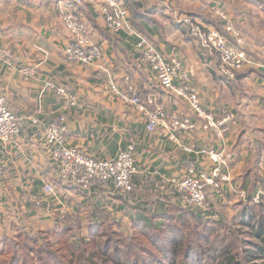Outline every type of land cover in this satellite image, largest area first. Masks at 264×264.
<instances>
[{
	"label": "crops",
	"instance_id": "obj_1",
	"mask_svg": "<svg viewBox=\"0 0 264 264\" xmlns=\"http://www.w3.org/2000/svg\"><path fill=\"white\" fill-rule=\"evenodd\" d=\"M118 1L128 10L132 8L125 0ZM236 1L142 0L134 14L129 10L131 31L114 34L106 29L96 6H78L76 0H0V50L11 49L17 63L1 67L0 95L21 125L18 137L0 145V242L21 232L30 237L50 232V214L36 210L30 202L42 196L47 183L54 184L60 193L57 199L66 211L65 220L76 219L87 227L106 218L115 229L129 233L142 217L158 223L168 210H183L170 181L193 167L212 171L211 151L228 155L234 183L225 187L222 195L211 192L216 208L213 214L220 211L236 216L242 202L252 201L264 190V50L259 51L262 61L250 58L249 68L227 80L220 73L219 57L205 55L178 23L180 17L177 19L189 16L236 42L225 32L220 15L233 21L237 16L233 9L242 14L251 9L264 19L262 0ZM69 8L83 17L92 43L102 51V59L94 65L81 66L66 59L70 37L63 15ZM217 19L221 30L212 22ZM239 37L246 50L249 45L242 35ZM256 38L264 49V31ZM141 40L168 60L181 59L204 110L218 120L233 115L234 124L223 141L213 130L201 129V121L184 100L159 86L151 67L142 61L138 49ZM25 69H34L35 77L24 78ZM111 83L128 96H155L164 104L167 117L155 133L147 131L145 120L133 106L112 92ZM51 87L68 88L76 105L69 106ZM61 116L68 127L67 145L92 157L112 159L134 147L138 172L130 195L118 196L111 184L94 185L83 192L62 183L44 140L45 124ZM174 116L191 118L197 129H173ZM58 202L52 201L53 207ZM62 206L54 210L57 215L52 216V227L61 218Z\"/></svg>",
	"mask_w": 264,
	"mask_h": 264
},
{
	"label": "built area",
	"instance_id": "obj_2",
	"mask_svg": "<svg viewBox=\"0 0 264 264\" xmlns=\"http://www.w3.org/2000/svg\"><path fill=\"white\" fill-rule=\"evenodd\" d=\"M141 2L142 0H136ZM89 3L101 8L99 12L105 27L114 34L129 33L131 31L129 10L118 0H76L78 6ZM186 16L178 19V23L185 27L190 37L198 44L201 51L209 56H218L220 60V73L227 80L235 79L236 75L252 64L245 52L244 42L239 37L231 18L221 15L225 32L236 40L230 41L221 32L205 27L203 24ZM65 28L70 36V43L66 48L67 58L79 65L91 66L102 58L99 46L93 45L92 33L83 17L76 9H67L63 15ZM142 61L148 64L156 74L159 86L184 100L191 112L201 121V129L213 130L218 139L223 141L226 134L234 124L233 115H228L222 120L215 118L213 113L207 112L202 107L200 98L191 87L190 75L184 70L179 58L166 59L159 51L145 40L138 44ZM0 59V67L10 64ZM32 75L29 71L27 75ZM178 84V85H177ZM111 88L117 97L124 103L134 107L146 121L149 133H155L166 120L167 114L164 104L158 103L155 96L145 100L139 96H128L120 92L111 83ZM65 97L67 103H74L73 94L66 88L58 90ZM172 127L177 131L195 130L196 123L191 118H172ZM21 128L16 116L10 110L5 97L0 96V145L10 143L18 137ZM68 127L66 118L59 117L51 123L45 124L44 140L48 147L49 156L57 166L59 179L68 185L76 186L82 190H89L94 184H111L116 194L127 197L133 190V177L138 172L135 153L126 151L115 159H100L81 152L75 147L67 145ZM134 151V150H133ZM205 153V151H204ZM214 165L212 171L191 168L185 176L171 179L170 183L178 194L181 207L186 211L214 215L211 192L222 195L227 182L230 180L228 173V155L224 152L211 151L209 153ZM244 196V194H241ZM42 196L55 197L52 184H45ZM256 205H264V190H260L252 199ZM209 215V216H210Z\"/></svg>",
	"mask_w": 264,
	"mask_h": 264
},
{
	"label": "trees",
	"instance_id": "obj_3",
	"mask_svg": "<svg viewBox=\"0 0 264 264\" xmlns=\"http://www.w3.org/2000/svg\"><path fill=\"white\" fill-rule=\"evenodd\" d=\"M125 3L132 7L133 14L139 8L136 0H125ZM263 211L264 205L253 201L241 203L236 214L238 226L248 231L237 232L243 237L238 246L213 238L216 231L206 222L209 220L204 221L201 235H192L193 229L201 225L200 216L176 208L168 210L158 223L142 217L135 222L133 235L126 237L127 241L118 238L119 231L104 217L100 223L98 219L89 223L87 237H76L72 226L60 223L55 231L40 232L34 237L21 232L0 242V264H264ZM64 222L74 224L71 218ZM186 228L188 233L178 234ZM164 233L167 237L160 245L154 236ZM137 237L146 238L150 247L140 245Z\"/></svg>",
	"mask_w": 264,
	"mask_h": 264
},
{
	"label": "rangeland",
	"instance_id": "obj_4",
	"mask_svg": "<svg viewBox=\"0 0 264 264\" xmlns=\"http://www.w3.org/2000/svg\"><path fill=\"white\" fill-rule=\"evenodd\" d=\"M218 1H221V2L223 1V2H226V3H229L230 2L231 4H233V2H235V3L237 2L236 0H218ZM262 1L264 2V0H262ZM86 4L91 5V6H95V5H92V4H89V3H85L83 5H86ZM233 6L234 5H232V7ZM96 7H97L96 9L98 10V12H100L101 11V8H99L98 6H96ZM129 10L131 12V9L130 8H129ZM226 11H228V9ZM232 13L233 14L234 13L237 14L236 18L233 20V21H235V23L233 22L234 25L236 24V28L240 31V32H238L236 30L237 33L239 34V36L242 35L245 38L247 44L249 45V46H247V49H246L248 52L244 49L245 52L247 53L248 56H249V54L253 55V56H249V58L253 59V62L254 61L255 62L256 61L259 62L260 60L262 61V59H263L262 58V54L259 51L264 50L262 48L263 47V42L260 41L258 38H256V35H258L259 33H262L264 31V19L262 20V18L260 19L258 16H256V13H258V12L256 10H251V9H250L249 13L242 14V13H240V11H239L238 8H235V9L232 10ZM179 17L180 18H183V17H186V16H177V19ZM219 18L221 19V15L219 16ZM131 19H132V17H131ZM220 19L219 20L217 19L216 21H212V22H214L213 24L216 25L217 27H220L218 29L221 30L222 25L220 23L221 22ZM256 21H257V23H255ZM84 22H85V20H84ZM233 43H236V42H233ZM93 45H95V44H93ZM65 53H66V50H65ZM65 56H66V54H65ZM102 57H103V54H102ZM0 59L3 60V61H5V62H7L8 59H9L11 63L8 64V65H12L13 67L17 64L16 63V59H15L14 52L11 49H5V50H2V51L0 50ZM66 59H67V61L71 62L67 58V56H66ZM99 61H97V62H99ZM97 62H95L94 64H96ZM71 63H74V62H71ZM75 64H77V63H75ZM77 65H79V64H77ZM3 66L6 67V65H3ZM3 66H1V67H3ZM12 66H7V67H12ZM81 66H83V65H81ZM84 66H86V65H84ZM1 67H0V73H1V69H2ZM247 68H249V67H247ZM29 71H33V74L32 75H30V74L27 75ZM23 75H24V78L31 79V78L35 77L36 71L34 69H25V70H23ZM47 88L50 89V86H48ZM64 88H66V87H64ZM51 89L54 90L57 94H59L58 93V90L59 89H62V88L55 89V88H52L51 87ZM66 89L68 91H70L68 88H66ZM111 90H112V92H114L112 88H111ZM0 96H2V95H0ZM2 97H4V96H2ZM62 97H63L64 101L67 103L65 97L64 96H62ZM73 98H74V103L72 104V103L69 102V106L76 105V98L74 96H73ZM141 117H143V116L141 115ZM20 128H21V125H20ZM69 147H72V146H69ZM133 150H134V147H129L127 150L121 151L115 158H117L121 153L126 152V151H132V152L135 153V150L134 151ZM115 158H112V159H115ZM210 159H211V157H210ZM228 168H229V165H228ZM228 173H230L229 169H228ZM231 182H232V178L230 177V180L227 182V186L232 187V185L234 183L233 182L231 183ZM47 184H52V183H47ZM64 184L67 185V186H70L71 188H75V189H77L79 191H83V192H88L92 188V186H94V185H102V184H94V185H92L89 188V190L85 191V190H82V189H80V188H78L76 186L68 185L66 183H64ZM52 185L54 186V189H55V193H56V196L55 197L40 196V197L31 199L30 202H32V204H33V206H34V208L36 210L41 211V212H44L45 214L46 213L50 214V224L53 225V217L52 216H56L57 215V212H55L54 210H55V208L61 207L62 205H61L60 202H58V199H57V194L60 195V193L57 192V187L54 184H52ZM123 198H125V197H123ZM52 201H57L58 202L57 203L58 206L53 207ZM221 208L224 210L225 206L222 205ZM213 209H216V208L214 207ZM59 211L61 212V214H60L61 215V218H60V221L61 222H58L57 221V223H60L61 226L66 225L65 227H71L72 226L73 227L72 228L73 229L72 231H73L74 235H76V237H87L88 236V231L86 230L87 227L83 226L78 220L73 219L75 225L74 224H72V225L65 224L64 220L66 218V215H65L66 211L64 210L63 206H62V209L59 210ZM187 212L189 214L192 213L195 216H200V221L201 222L200 221H198V222L201 225L198 224L199 227L196 228V229H193L194 232L192 233V235H195V234H196V236L197 235H201V231H203L202 230L203 229V226L206 225V224H204L205 223L204 221L209 220V221H206V222L207 223H211L210 226L212 227V230L216 231L215 236L213 238L219 237L220 239H225L227 242L235 243L238 246V245H240V242L243 241V237L241 235L237 234V232H239V231H242V232L245 231V232H247L248 231V229L241 228V227L238 226L240 224V221L238 220L239 217L237 218L236 216H229V214L227 212L224 213V212L217 211L218 212V215L217 214L216 215L215 214L214 215L206 214L204 216L201 213H196V212L194 213L192 211H187ZM57 223L55 222V226L54 227H52V225H50L51 226L50 229L53 230V231H55L56 230V227L58 226ZM215 224H216V226H214ZM116 230L119 231L117 233V236L121 240L127 241L129 239L126 238V237H129V236H132L133 235V233H129L128 231H123L120 228L119 229H116ZM182 230L183 231H181V233H178V232L177 233L178 234H186L189 231V229H187V228L186 229H182ZM99 231H102V229H100ZM32 237H34V236H32ZM164 237H167L166 236V233H164V234H158V235L154 236V238H157L156 241H158L160 243V245H163V242H164V239H165ZM3 239H6V238H3ZM54 240L55 239L52 238L53 243H56V240L55 241ZM136 240L138 241V243L140 245H143V247H148V248L150 247L149 246V243H148L149 241H147L146 238H144V237H137ZM250 241H254V240H250ZM164 245H167V244H164ZM159 258H161V257H159ZM240 258L244 260V257H243V254L242 253H240ZM201 264H206V263H201Z\"/></svg>",
	"mask_w": 264,
	"mask_h": 264
}]
</instances>
